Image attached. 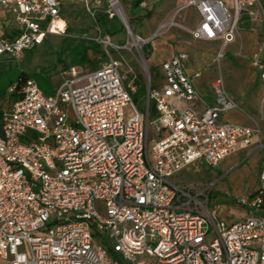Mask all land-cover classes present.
Segmentation results:
<instances>
[{"label":"built area","instance_id":"1","mask_svg":"<svg viewBox=\"0 0 264 264\" xmlns=\"http://www.w3.org/2000/svg\"><path fill=\"white\" fill-rule=\"evenodd\" d=\"M186 9L199 15L192 37L223 48L235 41L242 18H262L259 0H185L179 11ZM61 11V0H0V64H20L48 35L65 34ZM98 42L107 63L73 68L54 94L32 76L7 89L13 100L0 133V258L9 264H264V162L260 188L241 201L249 217L229 225L209 207L212 186L171 180L191 165L215 167L239 151L264 149L260 128L222 120L239 107L224 78L211 82L208 102L193 81L199 72L186 70L187 52L165 60L156 83L144 66V116L132 97L135 79L126 82L110 52L125 47L109 35ZM138 42L148 40L138 36ZM263 52L264 44L256 57L264 82Z\"/></svg>","mask_w":264,"mask_h":264},{"label":"rangeland","instance_id":"2","mask_svg":"<svg viewBox=\"0 0 264 264\" xmlns=\"http://www.w3.org/2000/svg\"><path fill=\"white\" fill-rule=\"evenodd\" d=\"M61 1L69 30L67 28L65 34L49 35L47 44L26 50L20 64L11 61L1 63L0 91H6L24 72L34 77L46 94H54L57 86L71 75L73 68L78 72L92 69L88 63H74L79 60L78 54L87 41L98 42L100 36L109 35L115 45L125 47L119 50L111 47L110 52L113 59L122 63L121 72L126 75V82L135 79L137 91L132 97L144 116L148 112L144 66L149 67L156 83L162 74L164 61L184 51L190 57L187 72L200 74L193 81L204 101H211V82L219 75L224 78L239 107L223 113L222 120L251 125L264 132V82L260 78V66L256 64V57L264 44V0H259L262 18H242L235 41L225 48L221 42L192 37L190 30L197 26L199 15L193 9L179 11L185 0H146L137 10L131 8L133 0H119L131 32L118 16V19H112L116 12L110 0ZM226 1L232 5V0ZM148 13L151 14L149 17L146 16ZM138 36L148 42L133 44ZM260 57L264 58V52ZM108 60V57L101 59L98 54V67ZM8 103L7 98L1 99L0 109ZM125 112L127 117L130 107ZM149 112L151 117L155 116L151 110ZM70 117H74L72 110ZM263 162L264 149L244 150L225 158L215 167L191 165L177 172L171 180L183 187L212 186L209 207L216 210L218 222L229 225L249 217V207L241 201L260 188ZM0 264H9V261L0 258Z\"/></svg>","mask_w":264,"mask_h":264},{"label":"trees","instance_id":"3","mask_svg":"<svg viewBox=\"0 0 264 264\" xmlns=\"http://www.w3.org/2000/svg\"><path fill=\"white\" fill-rule=\"evenodd\" d=\"M145 1L146 0H133L132 1V4H131L132 10L139 9L140 6H141V4L143 2H145ZM61 13H62V16L64 17L63 10L61 11ZM150 15L151 14L148 13L146 16L149 17ZM105 19H106V17H105ZM112 19H118L117 15H114L112 17ZM68 30H69V28H68ZM48 36L46 37L43 45L44 44H47V42H48V39H47ZM98 54L101 55V59L107 58V54L102 49V45L100 43L94 41V40H89V41H87V45L86 46H83V49L81 50V52H79V54H78L80 56L79 60L74 61V63L75 64H81V65H85L86 63H88V64L91 65L92 69H96V68H98V61H97ZM27 76H30V75H28L27 73H24L23 72V74L19 77V79L24 80ZM6 92H7V90L6 91H0V100L3 99L4 97L6 98ZM12 100H13V98L12 99L11 98L10 99H7V102H9V103L7 104L6 107H8L10 105V103H11ZM5 108H1L0 109V133L2 131V116H3V112H4V109ZM150 110H151V112H153L154 114H156L155 106L152 103L150 105Z\"/></svg>","mask_w":264,"mask_h":264},{"label":"bare ground","instance_id":"4","mask_svg":"<svg viewBox=\"0 0 264 264\" xmlns=\"http://www.w3.org/2000/svg\"><path fill=\"white\" fill-rule=\"evenodd\" d=\"M110 2L112 3L114 9L117 10V12H120L121 14L124 13V10L122 9L120 5L119 0H110ZM133 44H138V40L137 41L135 40Z\"/></svg>","mask_w":264,"mask_h":264},{"label":"water","instance_id":"5","mask_svg":"<svg viewBox=\"0 0 264 264\" xmlns=\"http://www.w3.org/2000/svg\"><path fill=\"white\" fill-rule=\"evenodd\" d=\"M115 14H113V15H117L121 20H122V22L124 23V25H125V27L127 28V30L128 31H131V29H130V26H129V23H128V20H127V18H126V15L123 13V14H121L120 12H117V10H115Z\"/></svg>","mask_w":264,"mask_h":264},{"label":"crops","instance_id":"6","mask_svg":"<svg viewBox=\"0 0 264 264\" xmlns=\"http://www.w3.org/2000/svg\"><path fill=\"white\" fill-rule=\"evenodd\" d=\"M263 60H264V58H263ZM225 114V113H224ZM235 123H238V122H235Z\"/></svg>","mask_w":264,"mask_h":264}]
</instances>
